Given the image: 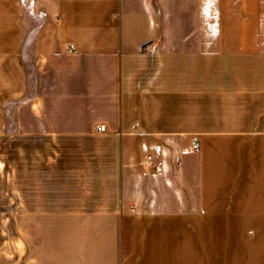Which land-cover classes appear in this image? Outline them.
I'll list each match as a JSON object with an SVG mask.
<instances>
[{
	"label": "crops",
	"instance_id": "0c3cea01",
	"mask_svg": "<svg viewBox=\"0 0 264 264\" xmlns=\"http://www.w3.org/2000/svg\"><path fill=\"white\" fill-rule=\"evenodd\" d=\"M4 139L26 209L0 264H178L207 246L187 212L264 184V0H0ZM66 178L83 196L50 205Z\"/></svg>",
	"mask_w": 264,
	"mask_h": 264
},
{
	"label": "rangeland",
	"instance_id": "374dc122",
	"mask_svg": "<svg viewBox=\"0 0 264 264\" xmlns=\"http://www.w3.org/2000/svg\"><path fill=\"white\" fill-rule=\"evenodd\" d=\"M14 140L0 141L3 149L10 150L1 154L5 162L0 164L2 220L6 214L3 212H25L26 209L24 154L15 152L25 142ZM67 171L73 172V169ZM66 179L63 182L58 180L61 182L58 184L50 181V205L83 196L80 187L71 179ZM256 181V184L240 186V193L235 194L238 199L226 206L231 210L187 212L201 218L199 224L203 225V229L198 241L207 246L182 250L183 256L178 257V264H264V184L260 170L257 171ZM189 196V209L195 211L198 207L197 194Z\"/></svg>",
	"mask_w": 264,
	"mask_h": 264
},
{
	"label": "built area",
	"instance_id": "2783aa9c",
	"mask_svg": "<svg viewBox=\"0 0 264 264\" xmlns=\"http://www.w3.org/2000/svg\"><path fill=\"white\" fill-rule=\"evenodd\" d=\"M70 47L73 48L72 45H71ZM97 130H98V131H105V130H106V125H105V124H99V125L97 126ZM199 148H200L199 143H196V144H195V150H199ZM152 161H153V157H152L151 155H148V156L146 157L145 163H146V164H151Z\"/></svg>",
	"mask_w": 264,
	"mask_h": 264
}]
</instances>
